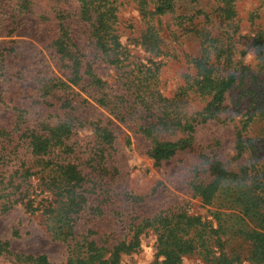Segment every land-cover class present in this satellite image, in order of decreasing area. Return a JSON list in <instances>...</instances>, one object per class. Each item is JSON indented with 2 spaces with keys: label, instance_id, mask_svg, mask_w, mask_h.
Returning a JSON list of instances; mask_svg holds the SVG:
<instances>
[{
  "label": "rangeland",
  "instance_id": "rangeland-1",
  "mask_svg": "<svg viewBox=\"0 0 264 264\" xmlns=\"http://www.w3.org/2000/svg\"><path fill=\"white\" fill-rule=\"evenodd\" d=\"M30 1L27 10L6 4L0 15V170L20 166L18 158L26 153L21 147L27 140L22 137L26 129L73 119L68 140L71 156L96 183L77 233L86 235L92 228L109 242L108 250L136 236L131 249L120 245L111 253L99 251L102 261L117 254L116 264H161L165 256L158 248V228L166 225L160 220L180 222L185 215H195L208 230L221 226L214 249L239 255L238 264H256L253 241L246 237L255 226L210 206L195 194L192 184L209 180L210 163L215 160L232 171L248 163L247 155L237 158L240 133L255 141L264 159V48L254 45L255 40H264V0H174L170 11L158 15L124 0L119 30L128 56L123 67L99 54L94 28L79 16L81 0ZM61 14L70 16L74 39L82 52L94 58L95 71L111 93L151 83L191 116L202 111L213 95L198 91L204 76L221 81L234 73L237 81L216 117L190 119L194 126L190 145L171 159L156 162L149 152L157 142H177L187 138L188 131L177 126L159 131L157 126L135 132L98 103L94 85L73 86L48 97L36 92L45 77H63L51 45L61 32ZM8 28L14 31L7 34ZM132 69L139 73L137 80L129 74ZM183 89L187 97H180ZM66 98L75 100L73 110L63 107ZM98 124L112 134L106 141ZM103 150L105 159L100 158ZM39 182L38 177L28 178L23 190L38 192ZM1 194L0 241L10 242V253L0 254V264H35L24 259L29 255H45L51 264H69V247L48 233L42 217L27 211L21 202L4 210ZM147 219L154 220L153 226L142 223ZM179 264L213 263L190 253Z\"/></svg>",
  "mask_w": 264,
  "mask_h": 264
},
{
  "label": "trees",
  "instance_id": "trees-1",
  "mask_svg": "<svg viewBox=\"0 0 264 264\" xmlns=\"http://www.w3.org/2000/svg\"><path fill=\"white\" fill-rule=\"evenodd\" d=\"M132 1L151 15H158L170 11L174 0ZM81 3L83 6L79 16L82 21L90 23L94 28L95 45L99 54L121 67L128 56L126 47L121 42L119 30V13L125 3L124 0H81ZM6 4L7 8L12 9L14 6L19 10L20 8L27 10L31 1L0 0V15L4 12ZM148 5H152L149 6V10ZM10 16L13 18L15 15ZM69 17L65 14L60 15L61 32L51 43L57 67L63 73V77H45L36 92L40 97H48L73 86H83L84 89L87 85H94L99 95L96 98L98 103L108 108L117 120L135 132L157 126L159 131H170L172 126L188 131L187 138L179 139L177 142H157L149 152L150 158L156 162L171 159L180 149L188 147L194 132L190 119L205 121L216 117L225 101L227 91L237 81L234 73L221 81L211 79L210 75L204 76L198 91L213 95L202 111L191 116H188V112H184L183 108L179 110L175 99L164 96L152 87L151 83L134 85L124 93L119 91L111 93L108 91L107 82L95 71L94 58L80 50L74 39L70 22L67 20ZM8 29L7 34L14 31ZM254 45L264 48V40H255ZM129 74L135 78L134 80H137L139 75L134 69ZM85 78L89 79V83L85 82ZM181 93L180 97L188 96L186 89ZM74 102V99L66 98L62 104L65 109L73 110ZM172 107L177 112L172 110ZM196 116L201 118L196 120ZM152 118L154 121H150ZM72 121L73 119L66 120L58 126L42 123L38 128L26 129L23 132L22 137L25 136L27 140L21 144V147L26 153L18 158L20 166L11 170H0L2 206L6 210L14 203L21 202L27 211L41 216L48 233L54 239L65 242L69 247V264H95L98 261L99 264H116L117 254L102 261V253L99 251L105 249L111 253L120 245L131 249L136 236L128 243L125 240L118 241L108 250L105 246H108L109 242L105 238H99V234L92 228L86 235L77 233L78 222L87 211L90 195L94 193L96 183L92 174L86 173L71 156L73 148L68 140L74 129ZM97 130L103 141L112 136L105 126L98 124ZM107 143L111 144L109 141ZM236 148L237 158L248 156L247 164L237 171H232L215 160L210 163L209 180H198L192 184V187L195 194L210 206L218 210H228L233 216L255 226L246 237L253 241L252 259L256 264H264V233L257 231L264 232V159H261L260 149L255 141L245 134L240 133L238 136ZM103 152L104 150L101 159L106 158ZM32 176L38 177L40 182L38 192L30 193L29 190H23V185ZM160 221L162 225L164 223L166 225L158 228V248L165 256L161 264H179L183 255L190 253L204 255L213 264H238L241 261L239 255L229 253L227 250L214 249L213 243L219 240L220 225L208 230L205 222L195 215H185L180 222L168 220V217ZM153 222V219H147L142 223L150 227L153 226ZM212 234L218 239H213ZM257 243L258 246H255ZM9 246L10 242L0 241V254L10 253ZM24 259L35 264H51L45 255H29Z\"/></svg>",
  "mask_w": 264,
  "mask_h": 264
}]
</instances>
